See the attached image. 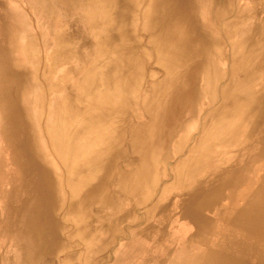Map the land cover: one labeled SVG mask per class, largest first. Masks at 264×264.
Instances as JSON below:
<instances>
[{"label":"rangeland","instance_id":"1","mask_svg":"<svg viewBox=\"0 0 264 264\" xmlns=\"http://www.w3.org/2000/svg\"><path fill=\"white\" fill-rule=\"evenodd\" d=\"M172 1L177 5L183 4V0ZM236 8L237 0H234V7L231 4L229 10L234 9L233 13H236ZM14 16H16L15 19ZM203 16L206 20L202 23L212 28L216 26L214 21L207 20V17L202 14ZM226 23H228L227 19L218 26L222 36L226 33ZM139 37L142 38V36ZM91 41L90 27H87L84 21L64 4V0H0V86L7 90L9 96L4 103L0 102V159L6 160L5 171L8 179L14 181L16 191L21 198L25 196L24 182L32 181L34 187L30 188V196L35 199L37 196L35 179L39 180L40 175L37 168H32L28 174H22L21 168L17 166L13 157V148L6 146L1 136L2 105L6 103L11 105L16 97L20 99V95L15 91L14 76L17 72L24 70L26 74L34 78V81H39L38 94L44 98L45 105L42 109H36L37 106L33 102L35 94H33L31 107L40 115L36 126L43 150L54 165L51 168L61 171L59 161L52 154L50 141L45 133V125L50 117L51 89L56 83H76L78 72L71 74L67 72V69L76 67L79 70L83 67L84 54L89 51L87 45ZM222 47L224 58L227 46L223 43ZM145 50L147 57L144 56V59H149L146 64V74L148 75L151 71L161 73L160 67L155 64L153 58H150L153 52L148 48ZM138 52L135 51V53ZM139 54L135 60H132V69L135 71L139 70ZM258 76L256 74L250 81L252 83L250 87L258 88ZM145 78L141 87L148 88V79ZM202 78L201 72H198V86L201 85ZM259 81L264 80L260 77ZM208 101V94H204L193 104L185 103L181 107L183 111L181 118L170 124H164L159 132L156 140L161 145L160 149L156 152V146H153L152 149H148L149 151H143L145 163H151L156 154L159 156V164L155 168L158 171V178L151 190V197L147 202H143L144 205L140 203V196L135 193L134 188L127 187V190H123L124 185H119L120 180L127 175H131V180H134L135 170L140 165V159L129 146L128 138L134 125L143 127L149 121L145 116V110L138 105L131 104V110L129 109L126 114L116 110L115 137H121L124 132L123 126L128 127L127 135L129 136L126 135L124 142H120L122 144L120 151H114L106 159L103 164L106 172L102 174L99 172V175L97 174L99 178L92 180L87 190H81V195L86 198L88 196L89 200L81 201L77 212L70 211L71 192L67 182H64L62 197H58V203L56 201L58 205L55 208L49 205L50 202L46 204L44 202L47 200L43 202L40 198L38 204L33 207L34 212L24 219L18 213L26 211L24 206L23 211L20 208L18 212L11 213L12 206L16 209L17 199L11 206L7 194L11 184L7 182L8 179L1 181L0 264H62L59 251L63 248L68 249L72 245L74 247L78 245L80 253L84 250L81 242L75 245L64 239L66 235L76 233H88L101 237L114 235L111 240L105 239L107 244L100 250L101 252H97L95 249L97 247H94L88 254V259L85 260L83 256L79 264H125L121 257L127 254L137 255L134 264H139L146 253L145 248L152 247H154L153 252L160 257L167 255L176 260L185 255L188 258L189 255L192 257L193 254L201 253L203 258L207 256L206 253L216 249V244L226 245V248L232 250V254L237 253L241 248L247 254V264H258V255H264V244L260 243L263 241V236L258 234L257 229L253 231L250 228L248 230L242 228L247 221L241 220L238 224L234 219L237 217L235 214L237 207L245 203V197L258 188L264 178L262 118H257L256 122L260 123L253 126L248 119H245L237 138L234 141L229 139L230 141H226L223 146L216 141H207L206 148H209L214 156L210 159L208 167L199 168V176L202 177L193 179L190 187L182 188V185H176L172 176L173 167L184 159L197 156L196 152L202 136L200 130L205 117L203 110L210 107L207 104ZM21 105H26L22 99L13 112L16 121L20 123V133H23V119L20 116L24 117L25 122L26 117ZM170 131H173V134L168 135ZM146 142L148 143L147 140ZM153 142L152 139L150 143L153 144ZM17 148L16 158H25L27 147L24 139L17 143ZM9 156L11 158L8 161ZM220 167L222 171L218 175L215 174L212 179V173ZM43 181L44 179H40L39 183ZM40 185L44 186L43 191L46 190L47 193L50 191L49 185ZM205 189H209L210 197L203 195L197 204L192 205L190 196L203 192ZM166 204L167 206L164 207ZM12 221L16 222L15 225ZM147 223L150 224L149 235L139 234V230L147 227ZM248 224L251 225L250 220ZM231 225H235L236 228ZM253 225L260 227L258 230L264 233V214L256 218ZM104 226L108 228L104 229ZM76 227L80 229L79 232L76 231ZM51 234H55L56 238L53 239ZM207 257H212L207 264L219 262V254L216 252ZM154 262L156 260H153ZM205 262L206 260L203 262L200 260L196 263L205 264ZM191 264H194L193 260Z\"/></svg>","mask_w":264,"mask_h":264},{"label":"bare ground","instance_id":"2","mask_svg":"<svg viewBox=\"0 0 264 264\" xmlns=\"http://www.w3.org/2000/svg\"><path fill=\"white\" fill-rule=\"evenodd\" d=\"M64 4L71 8L87 27H90L92 41L87 45L89 51L84 54L85 64L83 67L79 70L76 67L67 69V72L71 74L78 72L75 79L76 83H56L52 85L51 89L50 117L45 125L47 136H44L50 141L51 152L55 158L57 157L56 160L59 161L61 171L57 168H51L54 165L43 150L36 126L40 115L37 110L34 111V108L31 107L33 94H35V101L33 102L37 106L36 109H42L45 105L44 98L38 94L39 81H34V78H31L24 70L15 72V91L26 104L21 105L26 122L24 117L20 116L23 119L22 130H24L23 133H20V123L18 120L16 121L13 112L20 104L19 97H16L11 105H8L9 103L2 105L1 136L5 145L13 148V157L17 166L21 168L22 174H28L32 168H37L40 179H44V181L39 183L40 179H35V189H37L35 199L30 196V188L34 187V183L32 181L24 182L26 186L25 196L21 198L16 191L14 181L8 179V174L5 171L6 160L0 159V182L8 179L7 182L11 184V189L7 192L10 204L12 206L15 199L18 203L16 209L15 206L11 207L12 214L15 211L18 212L20 208L23 211L24 206L26 211L18 213L25 219L34 212L33 207L38 204L40 198L43 202L47 200L44 203L49 204L50 202L49 205L55 208L58 197H62L64 182H67L71 192L70 210L80 206L81 201H87L88 196L86 198V196L81 195V190H87L90 186L89 183L99 178L97 176L99 172L101 174L106 172L103 164L114 151H120L121 143L124 142L127 135L128 127L123 126L124 132L121 137H115V129L117 128L114 114L116 110L126 114L131 104L142 107L149 121L143 127L134 125L130 131V136L127 135L129 136V146L140 159V165L135 170L134 180H131V175H127L123 180H120L119 185H124L123 190H127V187L134 188L135 193L140 196V203L143 205L151 197V190L158 178V171L155 168L159 164L158 154L153 157L151 163H145L143 151H149L148 149H152L153 146H156V152L160 149L161 145L156 140L159 132H161L164 124H170L172 121L181 118L183 114L181 107L185 103L193 104L197 102L200 96L208 94L209 101L207 104L210 105V103L215 104L214 99L218 94L220 96L218 107L210 110L211 113L208 115L204 113L203 126L200 130L202 136L196 152L197 156L183 160L172 169V176L177 183L176 185H182V188L190 187L193 179L202 177L199 176L200 167L210 165V159L214 153L206 148L207 141H216L222 146L229 139L234 141L237 134L239 135L245 119H248L253 126L260 123L256 122V119L260 117L262 118L261 123L264 124V81H259L260 77L264 80V58L251 68L252 74L248 67L243 70L244 64L249 66L248 60L245 62L244 59L237 60L234 58L233 68H238L241 73L234 78H226L225 76L226 85L223 90H218L216 85L218 74L225 75V71L222 70L223 60H220L223 56V48L218 40H206V38L198 35L189 24H184L182 11L177 12L176 9L171 12L173 7L182 4L177 5L172 0H64ZM15 18L16 16H14ZM146 48L153 52L150 58H153L155 64L160 67L161 73L151 71L148 75L146 74V64L149 60L144 59V56L147 57ZM139 53H142V56ZM138 54L140 55V65L139 70L135 71L132 69V60H135ZM241 67L243 68L241 69ZM198 72H201L203 76V84L201 83L199 86L197 83ZM256 74L259 75L258 88L250 87L252 85L250 81ZM145 77L148 79L149 87L142 86L144 87L142 89L141 83ZM8 97L7 90L0 86V102L4 103ZM203 111L205 112L206 109ZM171 134L173 131L168 133V135ZM23 139L26 142L27 155L25 158H16L17 143ZM152 139L154 140L153 144L150 143ZM10 158L9 156L7 160L9 161ZM221 171V167L217 168L212 173V179L215 174L218 175ZM40 184L49 185L50 191L48 193L45 192L46 190L43 191L44 186ZM203 195L209 196V189L192 194L190 196L192 205L197 204ZM245 199V203L237 207L235 213L237 217L234 220L238 224L241 220L247 222L250 220L251 225H247L245 222L246 225L242 228L245 230L250 228L253 231L257 229L258 234L263 236V241L260 243L264 244V233L258 230L260 227L253 225V221L264 214V178L261 185L251 191ZM166 206L167 204L164 207ZM12 223L15 225L16 222L12 221ZM149 225L147 223L148 229L142 227L138 233L149 235ZM231 226L236 228L235 225ZM106 228L108 227L104 226V229ZM79 230L76 227V231L79 232ZM50 236H53V239L56 238L55 234ZM113 236L112 234L107 237L92 236L88 233L66 235L65 240L75 245L81 242L84 250L80 253L78 245L75 247L72 245L68 249L63 248L59 251L62 264H79V260L83 256H85V260L88 259V254L94 247H97L95 248L97 252H101L100 250L107 244L105 239L111 240ZM153 248H145L146 253H144L143 260L139 264H191V260L194 264L197 261L206 260L205 264H207L212 259V257L207 256L215 252L219 254V262L214 264H247V254L243 249L239 248L237 253L232 254V250L226 248L224 244H216V249L206 253V257L202 258L201 253H196L192 257L189 255L187 258L185 255L176 260L167 255L158 256L153 252ZM136 257L137 255L127 254L121 259L124 260L125 264H134ZM153 260L156 262L153 263ZM257 263L264 264V255H258Z\"/></svg>","mask_w":264,"mask_h":264},{"label":"crops","instance_id":"3","mask_svg":"<svg viewBox=\"0 0 264 264\" xmlns=\"http://www.w3.org/2000/svg\"><path fill=\"white\" fill-rule=\"evenodd\" d=\"M231 4L234 7V0H183L181 6L173 7L171 9V12H174L173 10L176 9L177 12L182 11L184 24H189V26L196 30L198 35L206 38V40H218L221 47L223 43L226 44L227 51L225 57L223 58V56H221L220 58L221 61L223 60L224 65L222 70L225 71V75L217 73L218 80L216 85L217 89L220 91L221 89L223 90L226 85L224 81L225 76L226 78H234L241 73V70L238 68H233V64L235 63L233 60L234 58L237 60L244 59L245 62L248 60L250 67L244 64V68L241 67V69L243 68V70H245V68L248 67L251 74L253 72L251 68L264 58V0H237L236 13H233L234 9L229 10ZM258 6H260V8H258ZM203 13L207 17V20L214 21L216 26L212 28L210 25L202 23L206 20L204 16L202 17ZM226 19L228 21V23L225 24L226 33L225 36H222L223 34L218 31V29H220L218 26H220V24ZM214 101L215 104H208V106H210L209 108L212 109L205 108L206 111L204 113L206 115L210 114L213 109L218 107L220 102L219 94L215 97ZM77 208L79 209V206H76L74 210L70 211L76 212L78 211Z\"/></svg>","mask_w":264,"mask_h":264}]
</instances>
